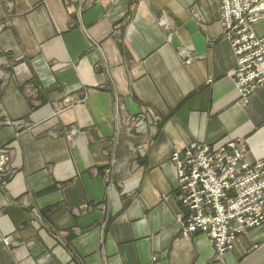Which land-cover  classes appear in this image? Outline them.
Returning a JSON list of instances; mask_svg holds the SVG:
<instances>
[{"label":"crops","instance_id":"crops-1","mask_svg":"<svg viewBox=\"0 0 264 264\" xmlns=\"http://www.w3.org/2000/svg\"><path fill=\"white\" fill-rule=\"evenodd\" d=\"M220 15L221 0H0V264H264V224L218 259L177 221L174 151L239 141L264 162V86L239 104Z\"/></svg>","mask_w":264,"mask_h":264},{"label":"built area","instance_id":"built-area-1","mask_svg":"<svg viewBox=\"0 0 264 264\" xmlns=\"http://www.w3.org/2000/svg\"><path fill=\"white\" fill-rule=\"evenodd\" d=\"M221 16L237 59L234 77L245 106L264 85V35L255 31L264 22V0H221ZM171 162L177 170L183 209L178 220L184 236L207 235L221 258L234 249L240 235L264 224V162L249 163L242 142L193 143L174 151ZM9 164L10 153L0 143V184ZM3 242L10 244L9 239Z\"/></svg>","mask_w":264,"mask_h":264},{"label":"rangeland","instance_id":"rangeland-1","mask_svg":"<svg viewBox=\"0 0 264 264\" xmlns=\"http://www.w3.org/2000/svg\"><path fill=\"white\" fill-rule=\"evenodd\" d=\"M221 15H220V23H221V26H222V22H221ZM222 28H223V33H224V37L227 39V37H226V33H225V29H224V27L222 26ZM255 31H256V33L258 34V35H264V22H260L257 26H256V28H255ZM261 33V34H260ZM232 46V45H231ZM232 50H233V48H232ZM233 54H234V52H233ZM234 56H235V54H234ZM235 58H236V56H235ZM189 61H191V60H189ZM192 62V61H191ZM187 64H188V61L186 62ZM236 66H237V59H236ZM235 69H236V67H235ZM235 69H234V71H235ZM234 71H233V73H232V76H233V79H234V81H235V77H234ZM235 84H236V82H235ZM264 86V85H263ZM262 86V87H263ZM261 87V88H262ZM237 88V87H236ZM238 90V89H237ZM239 94V93H238ZM69 102H71V99H68V103ZM239 104H240V95H239ZM241 105V104H240ZM1 143V142H0ZM3 144V143H2ZM198 144V143H197ZM5 148L8 150V152L10 153V149L5 145ZM185 149V148H184ZM179 150H183V149H179ZM10 162H11V153H10ZM9 167H10V164H9ZM11 174H12V170H11V168H10V170H9V174H8V176L5 178V181H3L2 182V184H0V186H2V185H5L6 184V179L7 178H9L10 176H11ZM178 196H179V198H180V194H179V187H178ZM180 203H181V201H180ZM177 221H178V223H179V220H178V215H177ZM181 227V226H180ZM183 234V233H182ZM184 236V235H183ZM191 236V235H190ZM190 236H188V237H190ZM184 237H186V236H184ZM6 239H9V241H10V244L9 245H11V243H12V240L10 239V238H6ZM211 244V243H210ZM6 245V244H5ZM9 245H7V246H9ZM235 245H236V243H235ZM235 248V247H234ZM224 256V255H223ZM222 256V257H223ZM216 257L218 258V256L216 255ZM221 257V258H222ZM221 258H218V259H221Z\"/></svg>","mask_w":264,"mask_h":264}]
</instances>
